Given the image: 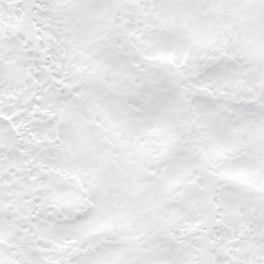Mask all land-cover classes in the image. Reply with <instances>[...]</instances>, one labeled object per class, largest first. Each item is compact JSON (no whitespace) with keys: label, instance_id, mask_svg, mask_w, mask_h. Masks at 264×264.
Returning <instances> with one entry per match:
<instances>
[{"label":"snow or ice","instance_id":"obj_1","mask_svg":"<svg viewBox=\"0 0 264 264\" xmlns=\"http://www.w3.org/2000/svg\"><path fill=\"white\" fill-rule=\"evenodd\" d=\"M0 264H264V0H0Z\"/></svg>","mask_w":264,"mask_h":264}]
</instances>
